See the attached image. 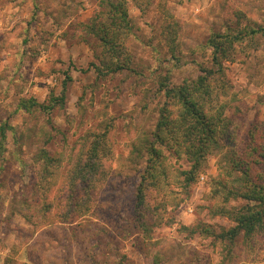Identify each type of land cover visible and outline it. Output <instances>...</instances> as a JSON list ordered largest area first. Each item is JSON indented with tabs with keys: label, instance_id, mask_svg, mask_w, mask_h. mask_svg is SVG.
I'll return each mask as SVG.
<instances>
[{
	"label": "rangeland",
	"instance_id": "rangeland-1",
	"mask_svg": "<svg viewBox=\"0 0 264 264\" xmlns=\"http://www.w3.org/2000/svg\"><path fill=\"white\" fill-rule=\"evenodd\" d=\"M116 3L130 25L115 47L128 69L101 77L93 66L110 59L88 28L110 23ZM250 29L258 33L233 45L206 102V113H222L218 149L183 187L190 163L163 148L166 186L138 205L160 82L195 79L210 67L212 34ZM262 29L264 0H0V126L12 127L0 148V264H264V229L221 240L235 223L213 214L245 204L216 195L217 181L245 190L235 162L264 185ZM29 99L50 108H17ZM94 140L100 170L80 172L82 182L75 171Z\"/></svg>",
	"mask_w": 264,
	"mask_h": 264
},
{
	"label": "trees",
	"instance_id": "trees-1",
	"mask_svg": "<svg viewBox=\"0 0 264 264\" xmlns=\"http://www.w3.org/2000/svg\"><path fill=\"white\" fill-rule=\"evenodd\" d=\"M107 15L109 17L106 20H109L110 23H106L105 20L99 23L95 22L88 28L100 42L104 56L110 59V61H102L103 68L98 65L93 66L96 74L101 77L128 69L126 63L118 59V53L115 50L116 40L119 39V36L130 32L125 6L122 3L110 4ZM260 31L264 32V29ZM257 33V30L250 29L240 32L227 30L212 34L205 44V48L207 47L209 50L210 67H200V74L195 79H186L177 86L166 84L164 80L160 82L164 102L159 111L155 129L151 134L152 139L146 141L144 175L135 195L138 205H143L145 191L148 188L159 190L166 186L163 148L173 150L178 158L181 155L184 156L190 163L188 170L180 171V175L183 177L180 182L183 187H188L201 172L205 152L210 148L218 149L216 132L217 127L223 121L222 113L217 111L215 116L206 113V102L213 99L218 84V79L215 76H221L222 62L229 58L233 45L243 42L247 37H253ZM67 78L69 80V77ZM65 90L66 82L64 81L60 95L52 97L51 102L62 104L65 99ZM36 106L46 110L50 108L37 105L33 99L21 100L17 108L30 111ZM11 128L6 123L0 126V148L3 147L6 140L7 130H11ZM163 144L164 147L161 146ZM99 146L100 142L94 140L91 153L87 157L91 161H86L82 167L77 168L75 178L85 182L87 177L79 176V173L86 170L90 171V175L98 174L100 170V161H97ZM234 167L242 173L238 181L243 178L246 182L245 190H230L224 185L221 186V183L217 181L216 195L221 194L224 203L230 198H241L245 204L233 208L221 207L213 211L214 215L225 217L235 223L233 227L223 230L218 235L221 240L229 241L241 233L244 237L250 238L264 229V185L250 182L247 169L239 167L237 162ZM201 233L212 235L209 229H202Z\"/></svg>",
	"mask_w": 264,
	"mask_h": 264
}]
</instances>
